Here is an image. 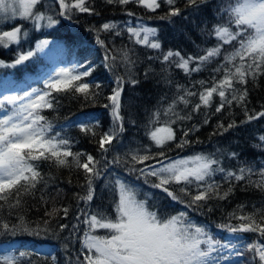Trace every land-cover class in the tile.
Masks as SVG:
<instances>
[{
    "label": "snow or ice",
    "instance_id": "1",
    "mask_svg": "<svg viewBox=\"0 0 264 264\" xmlns=\"http://www.w3.org/2000/svg\"><path fill=\"white\" fill-rule=\"evenodd\" d=\"M106 2L121 6L134 3L152 12L161 7V0ZM162 2L168 5V11L161 19L171 20L181 15V10L176 7L177 0ZM206 2L188 0L189 6L197 8ZM215 11L219 22L207 34L215 37L216 44L201 49L202 54H189L187 57L179 50L162 51L161 43L155 39L157 30L143 24L133 26L126 22L122 29L116 22L108 21L88 29L95 33L96 43L104 52L102 64L114 78L111 93L104 97L107 103L102 105L109 112L111 125L106 131H98L101 127L99 123L89 118L68 121L64 127H77L85 136H91L98 155L74 152L72 140L62 136L61 130H56L55 124L43 115L44 110H54L59 104L54 93L72 91L93 103L102 96V92L92 91L93 87L99 90L100 84L93 85L86 79L95 71L86 53L81 54L72 67H59L47 73L43 89L32 88L31 91L8 94L14 81L4 82L3 91L0 92V201L3 202L0 203V236L27 233L59 241L67 256L66 264H225V252L244 255L232 245L231 240L224 242L214 236L207 225L194 222L190 213L204 214L205 209L207 213H212L214 208L209 201L228 199L233 191L232 181L247 180L264 189V166L259 169L261 179L253 181L252 176L257 170L252 166L242 165L238 171H232L225 169L213 153L171 157L167 154L170 148L166 149L170 142H176L175 146L183 149L191 143L188 139L190 133L199 131V127L193 125L192 128L182 129V137H177L173 125L192 118L190 112L179 109L180 104L184 105V109L192 105V112H198L201 107H210L215 95L220 98L215 109L217 113L225 106L231 107L234 101L237 106H243L245 120L241 124L264 117V106L259 111L247 107L246 87L249 79L254 81L264 75V0H217ZM77 13L98 15L89 6V0H0V21L5 24L13 21L10 28H0V47H19L22 41L28 40L29 32L22 24H16V20L28 22L35 31H41L55 28L60 23L57 17L72 20ZM127 15L133 17L135 13L127 12ZM124 31L130 42L159 50L158 56H150L149 59L160 60L165 66L163 71L175 66L191 76L222 54L223 61L213 69L214 73L222 75L219 78L213 75L210 86L205 87L203 80L195 82L201 86L202 90L198 91L176 85V93L166 106L168 98L162 97L144 126V134L151 143H141L135 148L129 146L127 151L121 153L120 149L124 147L122 134L126 130L122 93L126 84L139 83L134 71L137 61L133 57L134 49L124 46L113 50L101 33L122 36ZM52 43L40 39L34 48H21L11 63L0 61V67L24 65ZM225 45L230 46L231 50H226ZM54 47L63 50L61 45ZM121 67L123 73H118L117 69ZM81 68L83 71L79 70ZM149 71H145V78ZM165 82L171 83L167 78ZM237 84L243 87L237 88ZM195 96H198L199 103L193 104L190 97ZM129 122L135 126L134 119ZM204 122L208 123V120ZM236 126L235 120L227 127L223 123L217 125L223 129L221 135ZM259 141L264 146V135L259 137ZM230 155L237 157L235 152ZM39 160L52 162L57 167L75 165L83 170L85 183L80 186L82 192L76 194L79 214L74 215L75 223H52L57 218H68L67 207L53 206L51 211L46 209L44 215L47 219L33 222L34 226L22 214L13 211L21 208L25 195L34 196L37 184L44 182L38 166L32 163ZM115 168H122L127 175L142 179L144 184L165 193V198L173 202L169 207L174 211L161 212L150 204L153 193L144 192L143 198H139V185L116 175L113 171ZM218 173L229 184L227 190L221 191V185L212 179ZM102 178L106 181L104 187L111 194V212L99 207L95 210L91 208L96 182ZM171 185L179 187L173 188ZM41 199L44 200L43 194ZM81 201L83 208L80 207ZM44 202L47 203L46 200ZM5 206L9 210L8 216L15 214L17 222L3 217ZM237 207L239 212L234 210L229 213L226 218L228 222L217 227L231 235L256 233L259 240L247 244L245 251L252 254L255 264H264V208L245 213L244 205ZM61 212L62 216L59 215ZM233 220L239 223H231ZM81 224L85 226L83 229L80 228ZM99 230H104V234H96ZM81 231L83 234L79 235ZM65 232L68 234L65 235ZM4 244L11 245L12 241L0 240V250L6 253L0 255V264H32L30 257L25 260L29 253L20 251L19 256L13 255L3 248Z\"/></svg>",
    "mask_w": 264,
    "mask_h": 264
},
{
    "label": "trees",
    "instance_id": "2",
    "mask_svg": "<svg viewBox=\"0 0 264 264\" xmlns=\"http://www.w3.org/2000/svg\"><path fill=\"white\" fill-rule=\"evenodd\" d=\"M199 3V0H198ZM217 0H207L206 3L200 4L199 7L189 6L188 0H177L176 7L181 10V15L172 17L171 20L161 19L168 11V5L161 0V7L155 12L148 11L137 4L130 3L126 6L119 4H108L106 0H89V6L92 7L98 15H89L88 13H77L72 20H66L63 17H57L60 23L53 29H44L35 31L32 25L25 21L16 20V24H22L29 32L27 41H22L19 47L12 45L8 49L0 47V61L11 63L16 53L22 48L27 50L29 47H35V43L40 39H47L50 42L48 48L44 52L39 53L35 58L26 62L24 65L15 68L0 67V92L3 91L5 81H14V85L8 94H14L16 91L28 90L32 88H44L43 80L46 74L52 72L59 67H72L75 60L81 54H87V60L94 67L95 71L91 76L87 77V81L91 84H100V89L93 87L92 91L102 92V96L95 103L91 100H86L82 95L75 94L72 91L54 93L59 100V104L54 110H44L43 115L51 120L56 130H61V135L72 140L74 152L91 153L94 156L98 155L96 145L91 136H85L77 127H64L68 121H77L83 119H92L98 122L101 126L98 131H106L111 125V117L107 109L102 107L107 103L106 97L111 93V88L114 86L112 74L103 66L102 60L104 52L96 43L95 33L88 29L92 26L99 27L102 23L108 21L116 22L122 29L126 22L133 26L143 24L145 27L154 28L157 30V36L162 46V51L179 50L182 55L187 57L189 54H202L201 49L212 47L216 44L214 36L209 37L210 31L214 24L219 22V17L216 15ZM58 8V5H56ZM127 12L135 13V16L129 17ZM139 18V19H137ZM13 21H0V28H10ZM110 48L119 50L124 46L134 49L133 57L137 63L135 66V77L139 83L132 85L126 84L122 93V114L125 117V132L122 134L123 145L120 149L121 153L127 151L128 147L135 148L137 145L151 143L144 134V126L147 124L148 116L155 109L162 97H167L165 106L171 103L173 96L176 93V85H182L192 91L202 90L201 86L196 81H205V87L212 84L211 77L220 74L213 72L219 62L223 61V54L211 64H208L199 72H194L191 76L171 66L167 71H163L164 65L158 59H149L159 55V50L151 49L140 44H134L129 41L128 34L124 31L122 36H113L108 33H101ZM54 45H61L63 50H57ZM224 48L231 50L230 46L225 45ZM83 63L84 61L81 60ZM194 66V65H193ZM83 71V69H79ZM148 72L145 78V71ZM118 73H123V68L117 69ZM165 78L171 83H166ZM237 88L243 86L236 85ZM247 107L257 111L262 110L264 106V75L259 76L256 80L249 79L247 85ZM193 104L199 103L198 96L190 97ZM220 102L219 96L213 97V102L210 107H201L198 112H192L190 105L184 109V105L180 104L179 109L183 112L191 113V120L180 121L173 125L177 133V137H182V129L192 128L193 125L199 127V131L190 133L188 139L190 144L183 149L175 146L176 142H170L166 145V149L170 148L167 154L171 157H187L196 153H213L222 162L223 167L228 170L238 171L240 166L249 165L257 171L252 176L253 181L261 179L259 169L264 166V146H261L259 137L264 135V117L252 120L249 123L241 124L245 120L243 106H237L234 101L231 107L225 108L217 113L216 107ZM136 121L133 126L129 120ZM205 119L208 123H205ZM235 120L236 127L223 132V129L217 127L223 123L225 127ZM162 126V125H157ZM154 147V146H153ZM158 150V149H154ZM237 153L236 158L231 157V153ZM111 158V154L109 155ZM71 160V158H69ZM32 163L38 166V170L44 177V182L37 184L35 195H25L23 204L20 209L13 210L22 214L25 220L34 226L35 221L47 219L44 213L47 209L51 211L53 206L57 208H69L67 219H55L53 224L66 223L71 225L75 223L74 215L79 214L77 208L76 194L81 193V185L85 183L84 173L82 169H77L75 165L71 167H57L54 163L44 160L33 161ZM116 175L123 177L133 184L139 185L140 197L143 198V193H153L154 197L149 200V203L159 208L161 212H173L174 208L169 207L173 203L170 199L165 198V193L158 189H153L143 180H137L135 176L127 175L122 168L113 169ZM114 179V177H113ZM154 179V178H150ZM212 179L221 185V191L227 190L229 184L222 179L221 174H217ZM105 180L96 182L95 196L91 202V208L95 210L97 207L102 209L112 210L111 194L104 187ZM173 188H178L177 185H171ZM233 191L226 200H211L210 206L214 208L212 213L204 214L191 212L190 215L194 222H200L209 227L211 233L220 238L222 241H232V245L244 255L229 254L225 252V264H255L252 254L245 251V246L253 241H258L259 237L256 233H236L231 235L227 232H222L217 225L226 223L227 216L234 210L239 212L238 205H244L245 213H252L257 209L264 208V189L255 186V183L244 181H232ZM44 195V200L41 195ZM0 203H3L0 201ZM80 207H84L83 201L80 202ZM176 207H181L176 205ZM8 208L5 206L3 217L12 222L16 221V215L8 216ZM114 215V212H112ZM60 216L63 215L61 212ZM233 224H238L239 221H231ZM85 226L80 225L83 229ZM68 233L65 232V235ZM79 233V235H82ZM96 234L103 235L104 230H99ZM226 238V239H225ZM0 240L12 241V244H4L3 248L7 249L13 255L19 256L20 251L29 253L25 260H32V264H66L67 256L59 241L50 240L45 237L30 236L27 233H21L16 236H0ZM78 247V246H77ZM6 254L0 250V255ZM230 256V258H229ZM75 259V256H73Z\"/></svg>",
    "mask_w": 264,
    "mask_h": 264
},
{
    "label": "rangeland",
    "instance_id": "3",
    "mask_svg": "<svg viewBox=\"0 0 264 264\" xmlns=\"http://www.w3.org/2000/svg\"><path fill=\"white\" fill-rule=\"evenodd\" d=\"M68 67V66H67ZM241 264V263H240Z\"/></svg>",
    "mask_w": 264,
    "mask_h": 264
}]
</instances>
